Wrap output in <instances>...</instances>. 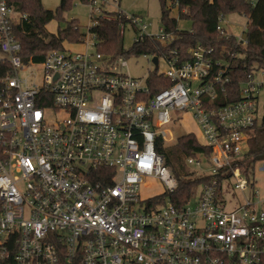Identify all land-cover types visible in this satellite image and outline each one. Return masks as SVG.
I'll use <instances>...</instances> for the list:
<instances>
[{
  "label": "built area",
  "instance_id": "2783aa9c",
  "mask_svg": "<svg viewBox=\"0 0 264 264\" xmlns=\"http://www.w3.org/2000/svg\"><path fill=\"white\" fill-rule=\"evenodd\" d=\"M88 2L92 13L101 9L99 16L122 11L121 33L134 28V42L148 36L166 45L174 39L163 26L148 32L150 23L119 6ZM25 17L11 0H0V263H262L264 206L256 201L258 191L240 168L229 175L221 169L248 151L264 92L259 71L240 83L238 99L218 105L229 63L201 43L185 60L176 49L144 53L154 63L158 58L156 66L161 59L168 65L153 84L165 78L169 86L157 91L151 74L142 79L126 72V57L99 51L91 33V52L65 43L42 61L25 63L15 33ZM183 110L191 111L203 143L212 148L211 156L202 154L212 163L202 173L210 178L182 205L167 198L154 206L140 189L149 176L160 178L167 191L176 189L157 144L173 140L167 126ZM60 112L67 116L60 119ZM49 114L56 115L54 121ZM199 154L187 162L201 164ZM231 179L234 193L251 189L252 196L234 204L227 189Z\"/></svg>",
  "mask_w": 264,
  "mask_h": 264
},
{
  "label": "trees",
  "instance_id": "16d2710c",
  "mask_svg": "<svg viewBox=\"0 0 264 264\" xmlns=\"http://www.w3.org/2000/svg\"><path fill=\"white\" fill-rule=\"evenodd\" d=\"M74 0H61L55 9L45 8L42 0H11L16 8L26 15L15 27L16 36L21 43V56L25 63L30 61L40 62L47 53L54 48H63L67 42H81L86 36L81 32L77 19L68 21L64 29L52 33L47 25L55 20L64 19L65 12L71 9ZM88 2V0H82ZM168 0H160L163 27L174 35V39L163 45L157 39L146 36L143 40L134 42L129 49L124 48L121 25L125 22L122 11L110 12V16H99V23L89 27V33L96 36L99 51L112 56H130L144 53L161 54L176 49L180 60L189 58V49L201 43L207 48H213L214 56L218 60L229 63L227 74L229 82L226 84V93L219 95L218 105L239 98L240 83L249 73L255 74L264 70V0H177L180 17L192 20L191 29H181L178 19L171 15L172 6ZM236 12L248 18L245 28L247 38L239 40L235 35L229 34L225 28L218 26L227 14ZM222 64H220L221 66ZM149 83L153 90L169 86V81L160 79V86H155L154 81H159L157 76H151ZM248 151L232 161V167L221 168L229 175L234 168L248 176L254 165L264 160V124L258 122L254 126L248 139ZM157 150L164 156L176 180L177 187L173 191H166L153 197L152 205L164 204L169 198L173 203L182 205L196 191L197 187L206 182L210 177L199 175L190 180L184 177L190 174L186 169V158L196 156L198 153L211 156L212 148L201 143L196 134L187 132L179 135L173 144L165 145L163 140L157 144ZM1 264V263H0ZM260 264H264V261Z\"/></svg>",
  "mask_w": 264,
  "mask_h": 264
},
{
  "label": "rangeland",
  "instance_id": "374dc122",
  "mask_svg": "<svg viewBox=\"0 0 264 264\" xmlns=\"http://www.w3.org/2000/svg\"><path fill=\"white\" fill-rule=\"evenodd\" d=\"M61 0H42V4L45 8L55 10ZM96 6L101 8H114L119 6L121 10L129 15H135L142 18L145 22L151 25L148 28V32L158 33L160 27L163 26L162 15H161V5L160 0H121L119 5L113 2L105 3L103 6L100 5L102 0H97ZM169 5L172 6L171 15L178 19V26L181 29H191L192 20L187 17L179 16V9L177 6V0H168ZM92 3L84 2L82 0H74L71 9L64 14V19L53 20L47 25V29L52 33H57L59 28L64 29L68 21L72 18L77 19L81 32L87 35L84 44L82 42H67L65 45L71 50L78 51L86 48L89 52L94 50L93 41L94 38L89 33V26L92 25L94 16H99L100 10L92 13ZM105 9V8H104ZM248 24V18L240 13L232 12L226 15L221 21V25L229 34L235 35L237 38L241 37L245 28ZM138 34L135 32L134 28L127 27L123 35V44L125 49H129ZM127 59V65L123 68L129 74L137 78H146L147 75L151 74L154 76L157 73H163L168 69V65L164 59H161L159 64L156 66L152 60V57L145 54H135L125 56ZM21 76H26L30 73V68L25 71L20 72ZM258 79L264 78V74L259 71L256 75ZM59 118L63 119L67 116L65 112L59 113ZM56 115L49 114V120L54 121ZM258 124H264V92L259 97V110H258ZM168 130L172 132L173 140L167 141L166 144L171 145L174 143L179 135L187 132H193L196 134L198 140L202 143L205 142L206 138L203 135V131L198 124L197 120L191 115V111H178L173 113L172 121L167 126ZM201 164L192 163L189 164L187 159L186 169L190 171V174L184 177L185 180L193 179L196 176L202 175L203 172H209L212 170V163L209 159L205 158L202 154L198 155ZM252 190L258 191L256 201H259L260 206H264V160L258 161L254 168L250 171L247 176ZM200 187H197L199 191ZM227 189L233 193L235 199L232 202L235 204L242 203L246 199L252 196L253 191L248 189L246 191H236L234 193V179L228 182ZM167 191V186L165 183L156 176L146 177L143 181L142 187L140 189V197L142 199H148L155 197ZM195 197L192 199L194 200ZM168 202V200H167ZM230 205V204H229ZM231 206V205H230Z\"/></svg>",
  "mask_w": 264,
  "mask_h": 264
},
{
  "label": "water",
  "instance_id": "95a60500",
  "mask_svg": "<svg viewBox=\"0 0 264 264\" xmlns=\"http://www.w3.org/2000/svg\"><path fill=\"white\" fill-rule=\"evenodd\" d=\"M242 38H243L244 40L247 38L246 33L242 34ZM154 61H155V63H157V62H158V58L155 57V58H154Z\"/></svg>",
  "mask_w": 264,
  "mask_h": 264
}]
</instances>
